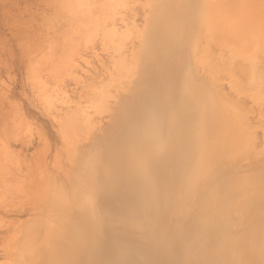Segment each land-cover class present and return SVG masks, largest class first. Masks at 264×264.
Instances as JSON below:
<instances>
[{
  "label": "bare ground",
  "instance_id": "obj_1",
  "mask_svg": "<svg viewBox=\"0 0 264 264\" xmlns=\"http://www.w3.org/2000/svg\"><path fill=\"white\" fill-rule=\"evenodd\" d=\"M65 1V8L78 5L81 16L88 13L89 0ZM126 2L103 0V6L114 10ZM156 9L143 27L108 26L114 11L100 15L102 50H111L113 68L134 80L102 140L81 150L75 124L52 115L63 143L53 160L57 171L48 169L43 146L27 177L9 183L13 191L0 176V211L10 204L33 208L4 243L15 256L0 264H264V162L240 169L237 162L251 154L255 139L247 111L217 87L221 75L235 93L261 87L264 0H160ZM132 28L142 46L132 47L124 64L122 48ZM96 31L87 26L85 43ZM68 43L52 69L76 78L77 43ZM27 78L43 109L55 107L57 92L32 63ZM108 86H93L96 99L79 107V118L73 115L87 134L93 115L109 110ZM7 101L1 89L0 154L18 165L8 139L24 133L31 139L32 133L16 107L4 109ZM120 220L148 227L145 244L107 231V223Z\"/></svg>",
  "mask_w": 264,
  "mask_h": 264
},
{
  "label": "rangeland",
  "instance_id": "obj_2",
  "mask_svg": "<svg viewBox=\"0 0 264 264\" xmlns=\"http://www.w3.org/2000/svg\"><path fill=\"white\" fill-rule=\"evenodd\" d=\"M159 1L127 0L125 7L112 10L103 6V0H89L88 13L81 16L79 6L73 5L67 9L63 5L65 0H0V90L3 89L9 97L4 109L12 110L16 107L23 121L30 125L32 133L31 139H28L26 133L17 139L10 137L8 139L10 148L18 156V165L0 154V176L6 179L8 191H13L9 183H15L16 177H27V168L32 163L35 152L40 148L47 147L45 150L48 153L46 154L48 169L57 171L53 166V160L55 154L60 152L63 143L59 124L52 115L64 121L69 119L75 124V131L79 135L77 146L81 150L91 148L95 140H102L103 133L111 126V119L118 110L120 99L128 97V91L132 88L134 80L125 69L113 68L114 58L112 59L109 55L113 53L111 50L109 52L102 50L98 33L102 27L100 15L105 12L112 16L114 11L113 17L107 21L108 26L114 24L122 28L125 24L130 27L135 24L137 27H143L151 16L158 13L156 5ZM92 25L96 28L97 34L95 33L92 42L85 43L84 31L87 26ZM71 40L77 43L73 53L75 64L71 68L76 78L63 73L54 74L52 69L57 51L66 49L68 41ZM141 46L136 37L135 28H132L131 35L122 48L124 64L130 62L131 48L136 49ZM215 51L219 52L217 49ZM222 53L223 59L228 61L229 53L227 51ZM115 57L117 58L116 54ZM30 63L34 65L37 74L47 87L54 88L57 92L58 100L50 111L43 109L35 88L27 78ZM258 68L262 71V83L256 90L253 88L254 92L251 88L252 90L249 91L244 89L240 93H235V90L228 86L223 75L219 76V83L217 82L220 92L225 95L227 93L228 100H233L236 107L239 104L238 109L241 106L239 110L243 114L247 111V114H244L245 120L255 139V146L250 155L237 162L240 169L245 171H252L264 162V155H262L264 154V53L261 54ZM197 70L199 74H202L199 68ZM106 83L109 84L108 89L113 95V98H109L108 101L109 110L105 114L93 115L95 126L87 134L80 122L73 121V115L75 113L77 117H80L79 107L85 104L90 105V101L96 99L93 86L100 87ZM260 97L261 99H258ZM89 108L88 110L92 111L91 107ZM7 121L16 132L17 129L12 121L9 118ZM18 131L21 134L24 129L20 128ZM60 154L62 163L65 166L68 165L63 153ZM2 165H6L9 171L6 172ZM32 212V207H23L18 204H10L0 211V218L4 219V224L0 227V262L15 256L13 250L5 247L4 243L12 241V234L18 229L20 220L33 214ZM121 222L120 220L107 223V231L110 228L111 231L108 232L114 234L113 236L117 235L122 240L123 235L126 239L124 240L131 241L132 244H145L149 236L148 227L143 225L132 227ZM122 227L125 228L124 231Z\"/></svg>",
  "mask_w": 264,
  "mask_h": 264
}]
</instances>
